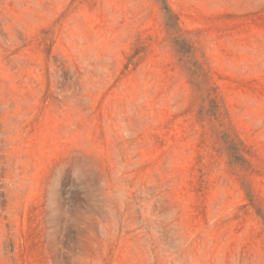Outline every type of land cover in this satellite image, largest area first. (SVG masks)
<instances>
[{"label": "rangeland", "instance_id": "374dc122", "mask_svg": "<svg viewBox=\"0 0 264 264\" xmlns=\"http://www.w3.org/2000/svg\"><path fill=\"white\" fill-rule=\"evenodd\" d=\"M0 264H264V0H0Z\"/></svg>", "mask_w": 264, "mask_h": 264}]
</instances>
